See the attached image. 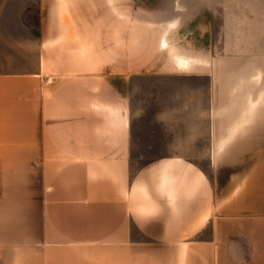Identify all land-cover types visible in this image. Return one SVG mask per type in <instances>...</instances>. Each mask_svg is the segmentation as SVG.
Segmentation results:
<instances>
[{"label":"crops","instance_id":"obj_1","mask_svg":"<svg viewBox=\"0 0 264 264\" xmlns=\"http://www.w3.org/2000/svg\"><path fill=\"white\" fill-rule=\"evenodd\" d=\"M255 2L0 0V264H264Z\"/></svg>","mask_w":264,"mask_h":264},{"label":"rangeland","instance_id":"obj_2","mask_svg":"<svg viewBox=\"0 0 264 264\" xmlns=\"http://www.w3.org/2000/svg\"><path fill=\"white\" fill-rule=\"evenodd\" d=\"M224 1L227 3L226 4V6L228 7L227 9H230V7H231L230 0H224ZM248 1H256L255 2L256 4H260V7H261L260 11L262 10V6L264 4V0H248ZM206 80H207V76H206ZM188 81H196V80L191 79V80H188Z\"/></svg>","mask_w":264,"mask_h":264}]
</instances>
